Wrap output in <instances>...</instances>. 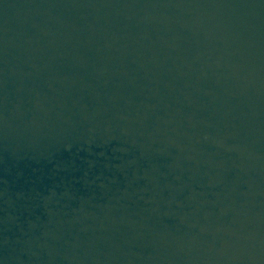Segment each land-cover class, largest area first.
Segmentation results:
<instances>
[{
    "label": "water",
    "instance_id": "1",
    "mask_svg": "<svg viewBox=\"0 0 264 264\" xmlns=\"http://www.w3.org/2000/svg\"><path fill=\"white\" fill-rule=\"evenodd\" d=\"M0 264H264V0H0Z\"/></svg>",
    "mask_w": 264,
    "mask_h": 264
}]
</instances>
